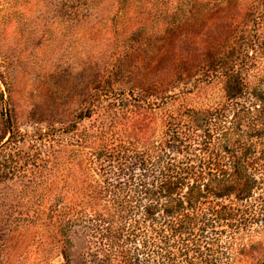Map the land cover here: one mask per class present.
Here are the masks:
<instances>
[{"label": "rangeland", "instance_id": "rangeland-1", "mask_svg": "<svg viewBox=\"0 0 264 264\" xmlns=\"http://www.w3.org/2000/svg\"><path fill=\"white\" fill-rule=\"evenodd\" d=\"M229 68L264 88V0H0V264H84L91 252L55 210L68 180L54 174L50 127L68 128V148L80 149L103 124L114 136L161 140L168 122L184 133L192 122L201 153L206 122L207 151L239 155L252 144V193L225 197L238 205L236 225L202 257L263 264L264 136L247 131L243 84L233 99L216 75Z\"/></svg>", "mask_w": 264, "mask_h": 264}, {"label": "trees", "instance_id": "trees-1", "mask_svg": "<svg viewBox=\"0 0 264 264\" xmlns=\"http://www.w3.org/2000/svg\"><path fill=\"white\" fill-rule=\"evenodd\" d=\"M249 61L244 54L243 65L250 67ZM229 69L216 75L227 79L233 99L243 84V108L253 114L247 131L263 137L264 88H251ZM127 96L143 101L133 92ZM191 123L184 133L168 122L161 140L114 136L103 124L100 137L86 133L78 140L80 149L68 148V128L50 127L43 134L53 142L55 176L68 180V186L57 187L61 204H55L56 213L68 218L69 227L80 226L94 247L84 264H219L214 256H202L214 250L219 234L236 225L229 220L238 205L225 197L236 192L243 201L252 193L248 153L253 148L244 144L239 155L227 145L207 151L211 122H206L200 136L207 148L201 153L202 148L192 149L191 140H198L199 133L188 135ZM17 138L13 134L8 142Z\"/></svg>", "mask_w": 264, "mask_h": 264}]
</instances>
